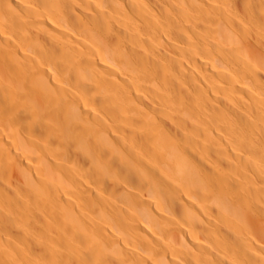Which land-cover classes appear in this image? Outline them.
Masks as SVG:
<instances>
[{"label": "bare ground", "instance_id": "1", "mask_svg": "<svg viewBox=\"0 0 264 264\" xmlns=\"http://www.w3.org/2000/svg\"><path fill=\"white\" fill-rule=\"evenodd\" d=\"M0 264H264V0H0Z\"/></svg>", "mask_w": 264, "mask_h": 264}]
</instances>
